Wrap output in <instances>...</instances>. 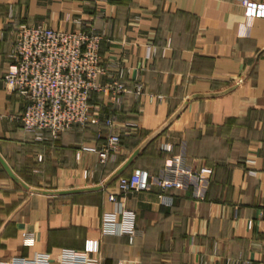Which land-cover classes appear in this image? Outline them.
Wrapping results in <instances>:
<instances>
[{
	"label": "crops",
	"instance_id": "0c3cea01",
	"mask_svg": "<svg viewBox=\"0 0 264 264\" xmlns=\"http://www.w3.org/2000/svg\"><path fill=\"white\" fill-rule=\"evenodd\" d=\"M24 23L104 35V64L128 90L91 93L100 122L58 137L24 128L25 100L2 78ZM107 118L121 147L103 162ZM177 156L213 172L162 192ZM137 170L148 187L122 193ZM124 208L133 243L104 232ZM88 239L102 264H264V17L248 20L241 0H0V264Z\"/></svg>",
	"mask_w": 264,
	"mask_h": 264
},
{
	"label": "built area",
	"instance_id": "2783aa9c",
	"mask_svg": "<svg viewBox=\"0 0 264 264\" xmlns=\"http://www.w3.org/2000/svg\"><path fill=\"white\" fill-rule=\"evenodd\" d=\"M248 20L264 17V0H241ZM249 32V31H248ZM247 32V33H248ZM104 35L94 28L84 30L54 29L44 25L20 24L14 31L10 59L2 73L6 86L25 100L21 114L24 128L31 132H48L58 137L76 124L100 122L93 114L90 96L93 91H110L115 99L128 90L121 79L123 69L114 77L100 54ZM111 79L102 82L101 77ZM113 118L105 123L111 127L107 142L99 149L101 160L106 161L121 147V136L114 128ZM177 156L163 170L159 184L162 192L170 188H184L185 175L211 174L213 169L204 166L190 172ZM148 173L137 170L130 176H120L118 187L129 193L148 187ZM161 196L166 200L164 194ZM109 199L117 201L115 193ZM168 201V200H167ZM125 220L119 221L116 212L104 216V232L127 235L133 243L138 232L135 228V210L124 208ZM1 264H102L101 244L88 239L82 249H63L57 258L50 253L33 256H15Z\"/></svg>",
	"mask_w": 264,
	"mask_h": 264
},
{
	"label": "water",
	"instance_id": "95a60500",
	"mask_svg": "<svg viewBox=\"0 0 264 264\" xmlns=\"http://www.w3.org/2000/svg\"><path fill=\"white\" fill-rule=\"evenodd\" d=\"M12 173V172H11Z\"/></svg>",
	"mask_w": 264,
	"mask_h": 264
}]
</instances>
